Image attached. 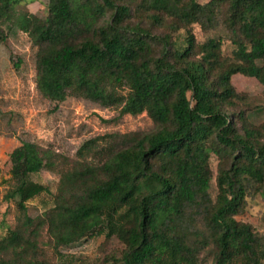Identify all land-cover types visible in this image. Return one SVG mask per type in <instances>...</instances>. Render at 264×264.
I'll return each mask as SVG.
<instances>
[{"label": "trees", "instance_id": "trees-1", "mask_svg": "<svg viewBox=\"0 0 264 264\" xmlns=\"http://www.w3.org/2000/svg\"><path fill=\"white\" fill-rule=\"evenodd\" d=\"M18 1L0 0V11L9 12ZM138 5L170 31L159 53L155 35L126 23L131 7L125 0H50L46 19L20 16L42 45L38 86L46 96L60 102L72 90L104 105L124 102L121 113L147 110L159 125L128 147H100L93 139L79 148L80 161L62 176L56 207L47 212L56 245L106 227L109 237L126 245L123 264H196L201 245L210 243L217 247V264H264L259 236L237 217L251 190L264 201V142L259 141L264 128L244 126L239 132L228 111L233 74L264 84V0ZM194 23L215 34L199 43L188 30ZM223 24L234 45L229 57L222 52ZM181 28L185 43L178 46L171 36ZM106 69L122 71L130 84L120 101L100 84L98 73ZM212 141L233 159L218 177L216 201L208 191ZM10 159L16 180L11 194L26 212L29 199L49 191L30 179L44 167L45 155L37 143L23 140ZM192 235L199 238L195 245ZM33 243L9 228L0 235V254L12 251L13 257L1 255L0 264H48L27 255L25 246Z\"/></svg>", "mask_w": 264, "mask_h": 264}, {"label": "rangeland", "instance_id": "rangeland-1", "mask_svg": "<svg viewBox=\"0 0 264 264\" xmlns=\"http://www.w3.org/2000/svg\"><path fill=\"white\" fill-rule=\"evenodd\" d=\"M125 1L131 7L126 23L148 29L155 35L153 48L159 53L163 47L162 39L170 36L169 29L152 21L148 13L141 10L138 5L141 0ZM49 2L20 0L9 12L0 11V235L9 228L20 230L34 242L29 247L26 244L27 255L48 264H123L126 245L116 235L109 237L106 227L96 228L74 242L56 245L47 212L56 207L61 178L78 165V151L84 143L97 139L100 147L108 144L114 145V149L128 147L139 136L155 132L159 125L147 110L137 114L121 113L124 102L104 105L72 90L64 100L57 102L40 90L38 54L42 45L31 30H25L20 16L34 15L44 20L49 13ZM109 15L110 12L105 14L101 22H105ZM188 30L195 34L199 43L215 34L214 30L205 29L199 23H194ZM219 33L226 36L223 54L227 57L233 55L234 45L227 36L231 33L224 24ZM185 35L186 29L181 28L171 39L176 40L178 46H183ZM98 78L106 93L115 92L119 101L130 92V84L120 70L99 71ZM231 81L235 93L228 111L233 114L234 128L239 132H243L244 126L264 128V84L255 76L241 72L233 74ZM23 140L37 143L44 152V167L30 179L49 189L29 199L26 212L19 208L17 197L11 194L16 180L11 173L10 153ZM259 141L264 142V136ZM211 145L214 148L209 159L208 191L216 201L218 177L233 159L227 151L221 150L217 141H212ZM98 159L95 158L96 161ZM237 217L252 225L264 245V201L258 190L246 193ZM195 239L199 238L192 235L193 245L197 244ZM217 251L214 243L201 245L196 264H217ZM1 255L12 258L13 252Z\"/></svg>", "mask_w": 264, "mask_h": 264}]
</instances>
